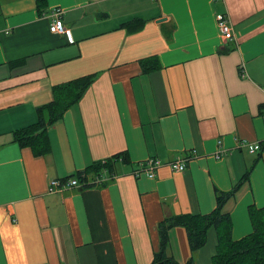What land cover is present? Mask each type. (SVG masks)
Instances as JSON below:
<instances>
[{
    "label": "crops",
    "instance_id": "0c3cea01",
    "mask_svg": "<svg viewBox=\"0 0 264 264\" xmlns=\"http://www.w3.org/2000/svg\"><path fill=\"white\" fill-rule=\"evenodd\" d=\"M57 10L69 38L50 31ZM91 75L49 128V155L13 142L55 86ZM256 144L264 147V0H0V264H152L161 221L210 214L215 188L239 184L225 211L233 239L247 237L249 207H264ZM121 155L104 185L49 192L50 181L92 180L96 165ZM178 158L189 159L184 172L168 166ZM149 159L163 166L137 177ZM169 237L179 263L212 264L215 230L193 255L185 228Z\"/></svg>",
    "mask_w": 264,
    "mask_h": 264
},
{
    "label": "trees",
    "instance_id": "16d2710c",
    "mask_svg": "<svg viewBox=\"0 0 264 264\" xmlns=\"http://www.w3.org/2000/svg\"><path fill=\"white\" fill-rule=\"evenodd\" d=\"M39 2L42 0H38ZM20 64V63H19ZM18 65V63H17ZM143 69L150 71L148 60L142 61ZM16 66V64H13ZM96 76H85L53 88V102L40 107L37 111L38 121L14 133L13 142L21 147H29L35 156H47L51 153L49 128L63 119L64 114L76 105L87 88L95 81ZM264 152L262 147L260 154ZM125 155L99 163L93 169L95 175L104 170H112V166L120 159L126 161ZM88 173H79L81 180ZM250 179V171L244 176L243 182ZM242 184L235 185L232 190L224 192L215 188L216 208L206 215L183 214L164 219L158 225L160 235V250L155 253L152 264H181L169 256L167 249L170 243L169 233L176 227L185 228L188 234L192 255L203 249L208 243V233L211 229L217 235V246L212 264H264V207L255 205L249 207V217L253 226V233L240 240L233 239V221L231 214L225 211L227 204L236 198ZM184 264H196L193 257Z\"/></svg>",
    "mask_w": 264,
    "mask_h": 264
},
{
    "label": "built area",
    "instance_id": "2783aa9c",
    "mask_svg": "<svg viewBox=\"0 0 264 264\" xmlns=\"http://www.w3.org/2000/svg\"><path fill=\"white\" fill-rule=\"evenodd\" d=\"M61 15L62 13L59 10L54 11L51 14L52 23L50 25V31L53 34L66 35L69 38L70 31L67 30L64 22L62 21ZM216 19L224 37L231 38L233 35V29L229 24L228 18L225 15H217ZM70 41L73 42V39L71 38ZM261 149V145L256 144L251 148V153L260 152ZM187 161H189V159L178 158L170 162L168 166L174 172H184L186 170ZM101 163L105 164L106 161H102ZM145 164L146 166L143 169L135 172L137 177L145 175L147 177L153 178L155 176V171L163 166V163L158 159H149ZM103 172L102 174L100 173L98 175H94L92 180H89L87 176L83 180L79 179L78 177L52 180L49 183V192L61 193L69 189H88L91 187L104 185L106 180L103 177Z\"/></svg>",
    "mask_w": 264,
    "mask_h": 264
}]
</instances>
